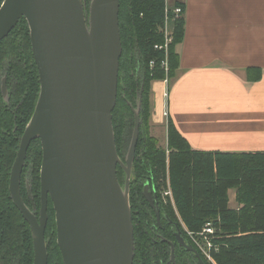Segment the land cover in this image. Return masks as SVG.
Instances as JSON below:
<instances>
[{
	"label": "water",
	"instance_id": "obj_1",
	"mask_svg": "<svg viewBox=\"0 0 264 264\" xmlns=\"http://www.w3.org/2000/svg\"><path fill=\"white\" fill-rule=\"evenodd\" d=\"M120 0H4L0 41L28 22L40 92L21 139L10 190L31 224L34 264H48L49 196L64 264H133L130 185L140 136V105L123 160L113 125L123 45ZM40 139V223L25 205L20 178L31 142ZM118 166L125 182L118 178ZM149 183L145 185L147 191Z\"/></svg>",
	"mask_w": 264,
	"mask_h": 264
},
{
	"label": "trees",
	"instance_id": "obj_2",
	"mask_svg": "<svg viewBox=\"0 0 264 264\" xmlns=\"http://www.w3.org/2000/svg\"><path fill=\"white\" fill-rule=\"evenodd\" d=\"M3 1L0 0V6ZM165 15V0H120L119 27L123 52L113 125L118 153L122 158L126 126L129 118L133 120L134 117L132 107H137L141 100L142 133L130 187L132 209L133 200H138L143 188L141 180L154 178L160 187H166L169 178L175 208L187 228L200 232L207 223L214 227L216 248L212 249V254L218 264H264V151L196 150L171 117L167 119V147H160L150 134L152 83L171 80L175 76L179 66L176 45L184 38V19L180 17L175 20L167 54L165 49L155 47L165 42L161 31ZM7 56L11 58L9 79L17 101H23L22 112L27 115L26 122L38 98L40 82L32 54L29 25L24 18L0 42V64ZM165 60L168 70L162 65ZM247 73L251 80L262 76L258 68H248ZM8 127V130L4 127L5 132L10 133L9 142L14 143L10 125ZM30 149L34 155H41L40 139L34 140ZM39 167L40 160L37 173ZM118 178L124 184L125 172L120 166ZM232 188L236 190L237 207L230 205L229 190ZM133 224L138 245L134 218ZM53 244L52 263L63 264L60 249L55 241ZM138 251L139 248L135 247V256Z\"/></svg>",
	"mask_w": 264,
	"mask_h": 264
},
{
	"label": "crops",
	"instance_id": "obj_3",
	"mask_svg": "<svg viewBox=\"0 0 264 264\" xmlns=\"http://www.w3.org/2000/svg\"><path fill=\"white\" fill-rule=\"evenodd\" d=\"M168 2L184 8V38L175 76L153 82L152 125L171 117L196 150L264 151V0Z\"/></svg>",
	"mask_w": 264,
	"mask_h": 264
},
{
	"label": "flooded vegetation",
	"instance_id": "obj_4",
	"mask_svg": "<svg viewBox=\"0 0 264 264\" xmlns=\"http://www.w3.org/2000/svg\"><path fill=\"white\" fill-rule=\"evenodd\" d=\"M10 62L11 58L7 56L3 58L0 64V110H3V112H0V127H2V131L0 128V264H34L33 230L21 209L14 202L10 184L13 165L20 150L21 139L35 110L38 98L30 118L25 122L27 115L22 112L23 101H17L9 79ZM132 121L134 132V117ZM9 125L14 143L9 142L10 133L5 132V129H9ZM141 133L140 125V135ZM31 144L22 168L20 192L25 205L40 223L42 207L40 175L43 151L41 155H34L30 149ZM39 160L40 167L37 173ZM37 174L39 175V183L37 182ZM141 183L143 186L141 194L136 202L133 200L134 207L132 209L138 231V245H136L135 240V247L139 248L138 255L134 256L133 264H212L188 236L184 227L185 223L177 209L172 202L164 199L162 187L154 181V178L141 180ZM147 183H149V186L145 191ZM171 207L175 209L173 210ZM53 210L55 211L49 196L48 219L45 228L48 264H53L50 255L54 248L53 242L55 241L58 245L55 214V222L52 218Z\"/></svg>",
	"mask_w": 264,
	"mask_h": 264
},
{
	"label": "built area",
	"instance_id": "obj_5",
	"mask_svg": "<svg viewBox=\"0 0 264 264\" xmlns=\"http://www.w3.org/2000/svg\"><path fill=\"white\" fill-rule=\"evenodd\" d=\"M165 1H166V15H165L164 26H163L164 32H165V42L162 45H155V47L159 49H165L166 54H167L169 44L171 43L173 39V22L176 19L183 17L184 8L180 5L171 6L168 0H165ZM153 64L154 62L152 61L151 65ZM162 65L166 70H168L167 60L163 61ZM165 114L168 115L167 112ZM164 188L165 189L163 193L167 195V198L171 199V202L175 206L173 192L171 189L169 178L167 180V185ZM184 227L187 231L188 236L192 239L193 243L201 250L204 256L207 257L209 260H211V262L216 264L215 258L212 254V249L214 247L216 248L214 241H213L215 229L212 226V224L207 223L200 232L190 231L185 224H184Z\"/></svg>",
	"mask_w": 264,
	"mask_h": 264
},
{
	"label": "rangeland",
	"instance_id": "obj_6",
	"mask_svg": "<svg viewBox=\"0 0 264 264\" xmlns=\"http://www.w3.org/2000/svg\"><path fill=\"white\" fill-rule=\"evenodd\" d=\"M166 2V1H165ZM89 3H90V0H89ZM89 3H87V6L89 5ZM175 30V21L173 22V32ZM161 31L164 33V38H165V32H164V28L162 27ZM153 85V83H152ZM153 90L151 92V117H152V111H153ZM165 116L167 117V115L165 114ZM132 119L129 118L128 120V123H127V126H126V133H125V142H124V158H122L123 160L125 159V155L128 151V148H129V145H130V140H131V137H132V132H133V124H132ZM149 131H150V134L156 138V141L158 143V145L162 148L164 147H167V130H166V126H167V118H166V122L164 124V128H156L152 125L151 123V118H150V124H149ZM132 179H133V176H132ZM125 180V179H124ZM164 186L162 185V190L164 191ZM163 197L165 200L171 202V199L167 198V195L165 193H163ZM233 201L235 202V199L233 198ZM233 202V203H234ZM54 214H55V211L53 210L52 211V218L54 219V222H55V217H54ZM178 215V214H177ZM206 259H208L206 257ZM209 260V259H208ZM211 262V260H209ZM216 264L217 261L215 260ZM212 264H214L213 262H211Z\"/></svg>",
	"mask_w": 264,
	"mask_h": 264
}]
</instances>
